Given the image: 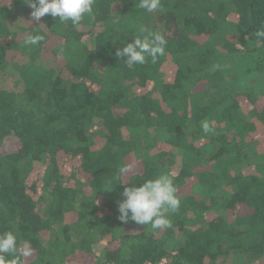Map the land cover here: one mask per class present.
<instances>
[{
    "label": "trees",
    "instance_id": "1",
    "mask_svg": "<svg viewBox=\"0 0 264 264\" xmlns=\"http://www.w3.org/2000/svg\"><path fill=\"white\" fill-rule=\"evenodd\" d=\"M139 2L74 27L0 0V233L24 264H264V0ZM141 27L166 55L129 69L115 52ZM168 173L171 228L118 218L125 187Z\"/></svg>",
    "mask_w": 264,
    "mask_h": 264
},
{
    "label": "clouds",
    "instance_id": "2",
    "mask_svg": "<svg viewBox=\"0 0 264 264\" xmlns=\"http://www.w3.org/2000/svg\"><path fill=\"white\" fill-rule=\"evenodd\" d=\"M25 2L33 10L31 17L35 21L51 15L53 18H59L61 22L71 21L74 27H78L84 17L92 12L94 0ZM138 7L152 13L161 8V0H140ZM254 35L257 43L264 42V26L258 28ZM43 40L44 36L37 34L29 37L26 44L35 46ZM166 46L167 40L161 33L141 27L139 35L134 36V42L126 43V46L117 49L115 56L122 59L129 69H133L136 65L145 64L149 58L152 63H156L159 57L166 55ZM201 127L205 134L213 131L207 120ZM132 170L131 165L121 166L115 179L121 180ZM180 204L172 175L160 174L155 179L144 181L138 187L124 188L122 199L118 203V218L124 223L131 220L138 225H150L154 230L168 229L172 227L169 214L178 211ZM33 253L34 249L27 242L18 245L17 236L12 231L0 233V264H24V260Z\"/></svg>",
    "mask_w": 264,
    "mask_h": 264
},
{
    "label": "rangeland",
    "instance_id": "3",
    "mask_svg": "<svg viewBox=\"0 0 264 264\" xmlns=\"http://www.w3.org/2000/svg\"><path fill=\"white\" fill-rule=\"evenodd\" d=\"M228 264H237V262H234V260L231 258V260L228 262Z\"/></svg>",
    "mask_w": 264,
    "mask_h": 264
}]
</instances>
